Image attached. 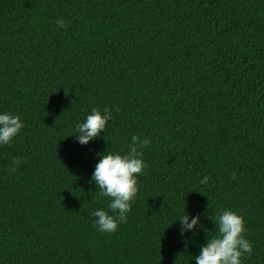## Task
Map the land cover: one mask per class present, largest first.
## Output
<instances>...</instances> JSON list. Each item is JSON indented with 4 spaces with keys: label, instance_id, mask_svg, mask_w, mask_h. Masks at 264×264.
<instances>
[{
    "label": "trees",
    "instance_id": "obj_1",
    "mask_svg": "<svg viewBox=\"0 0 264 264\" xmlns=\"http://www.w3.org/2000/svg\"><path fill=\"white\" fill-rule=\"evenodd\" d=\"M0 111L23 122L0 146V264H194L224 209L244 218L243 264H264V0H0ZM133 135L150 141L138 191L99 232L98 154ZM184 211L208 232L181 236Z\"/></svg>",
    "mask_w": 264,
    "mask_h": 264
},
{
    "label": "clouds",
    "instance_id": "obj_2",
    "mask_svg": "<svg viewBox=\"0 0 264 264\" xmlns=\"http://www.w3.org/2000/svg\"><path fill=\"white\" fill-rule=\"evenodd\" d=\"M56 23L59 28L65 26L62 19L57 20ZM111 119L112 113L108 107L102 110L92 108L90 113L85 115L83 122L75 124V134L72 136H75L78 144L87 145L100 133H104L106 124ZM22 128L23 122L19 115L0 111V146L10 145ZM131 142L125 154L119 152L98 154L97 163L91 174V182L101 196L109 198L108 212L101 208L91 213L95 218L93 224L99 232H115L118 224L126 221L131 203L138 191L137 178L143 175L146 168L139 149L148 146L150 141L133 135ZM20 163V158H11L8 170L16 171ZM234 178V176L230 177V179ZM207 181L208 177L205 176L199 183L206 184ZM109 212L115 215H110ZM176 221H179L178 232L181 236L197 227L205 233L208 232L199 225V216L189 218L185 211ZM215 221L214 231L208 232L212 234L206 237L198 254L192 257L194 264H243L242 256L250 255L252 252L250 242L244 237L246 229L243 216L235 211L224 209L215 217Z\"/></svg>",
    "mask_w": 264,
    "mask_h": 264
}]
</instances>
